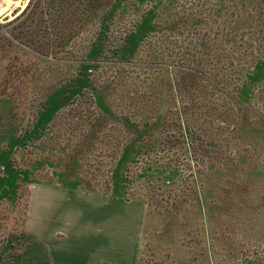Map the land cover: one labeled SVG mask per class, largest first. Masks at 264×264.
Returning a JSON list of instances; mask_svg holds the SVG:
<instances>
[{
	"label": "rangeland",
	"instance_id": "1",
	"mask_svg": "<svg viewBox=\"0 0 264 264\" xmlns=\"http://www.w3.org/2000/svg\"><path fill=\"white\" fill-rule=\"evenodd\" d=\"M9 3L0 260L50 264L47 189L144 202L140 264H264V0Z\"/></svg>",
	"mask_w": 264,
	"mask_h": 264
},
{
	"label": "crops",
	"instance_id": "2",
	"mask_svg": "<svg viewBox=\"0 0 264 264\" xmlns=\"http://www.w3.org/2000/svg\"><path fill=\"white\" fill-rule=\"evenodd\" d=\"M144 202L78 190L30 192L25 229L50 264H140Z\"/></svg>",
	"mask_w": 264,
	"mask_h": 264
},
{
	"label": "bare ground",
	"instance_id": "3",
	"mask_svg": "<svg viewBox=\"0 0 264 264\" xmlns=\"http://www.w3.org/2000/svg\"><path fill=\"white\" fill-rule=\"evenodd\" d=\"M9 2H10V0H4L2 2V4L0 3V16L7 10L8 4H10ZM11 2H13V1H11Z\"/></svg>",
	"mask_w": 264,
	"mask_h": 264
},
{
	"label": "flooded vegetation",
	"instance_id": "4",
	"mask_svg": "<svg viewBox=\"0 0 264 264\" xmlns=\"http://www.w3.org/2000/svg\"><path fill=\"white\" fill-rule=\"evenodd\" d=\"M1 259V258H0ZM5 260V259H4ZM0 264H9L8 260L6 259L5 261H3V258H2V261L0 260ZM18 264V262H17Z\"/></svg>",
	"mask_w": 264,
	"mask_h": 264
},
{
	"label": "trees",
	"instance_id": "5",
	"mask_svg": "<svg viewBox=\"0 0 264 264\" xmlns=\"http://www.w3.org/2000/svg\"><path fill=\"white\" fill-rule=\"evenodd\" d=\"M131 34H132V33H131ZM129 39H130V36H127L126 41L130 42ZM127 44L130 45V43H127ZM112 197H116V196H112Z\"/></svg>",
	"mask_w": 264,
	"mask_h": 264
},
{
	"label": "built area",
	"instance_id": "6",
	"mask_svg": "<svg viewBox=\"0 0 264 264\" xmlns=\"http://www.w3.org/2000/svg\"><path fill=\"white\" fill-rule=\"evenodd\" d=\"M1 2H2V0H0V3H1ZM166 184H168V185H169V182L167 181V182H166Z\"/></svg>",
	"mask_w": 264,
	"mask_h": 264
}]
</instances>
